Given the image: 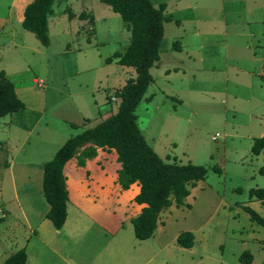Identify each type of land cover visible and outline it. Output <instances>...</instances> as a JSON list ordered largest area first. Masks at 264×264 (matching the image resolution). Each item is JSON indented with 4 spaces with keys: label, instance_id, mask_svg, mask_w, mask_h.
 <instances>
[{
    "label": "rangeland",
    "instance_id": "374dc122",
    "mask_svg": "<svg viewBox=\"0 0 264 264\" xmlns=\"http://www.w3.org/2000/svg\"><path fill=\"white\" fill-rule=\"evenodd\" d=\"M151 1L165 2L171 19L136 108L138 125L165 161L202 164L206 178L190 187L184 205L160 213L153 236L139 239L131 222L139 185L123 190L116 151L97 147L84 166L75 157L64 167L68 215L57 229L46 217L43 164L70 136L117 110L114 92L136 71L107 58L127 48L131 32L100 0H57L44 46L11 18L17 0H0V70L25 104L0 116V264L26 243L29 264H264V226L246 210L264 217V200L249 194L264 187L263 154H252L247 139L264 132V63L258 69L256 40L246 35L264 29V0ZM82 10L95 19L80 18ZM175 41L188 52L175 50ZM184 231L194 233L192 247L177 243ZM246 250L251 262L240 259Z\"/></svg>",
    "mask_w": 264,
    "mask_h": 264
},
{
    "label": "trees",
    "instance_id": "16d2710c",
    "mask_svg": "<svg viewBox=\"0 0 264 264\" xmlns=\"http://www.w3.org/2000/svg\"><path fill=\"white\" fill-rule=\"evenodd\" d=\"M55 0H32L24 9L22 25L35 33L44 46H49L48 16L53 12ZM109 5L128 23L131 32L130 42L122 52H115L107 62L117 59L122 65L133 67L136 76L115 90L119 104L117 110L107 118L91 127H86L70 136L58 149L54 157L44 163L42 189L49 203L46 217L57 229H61L68 215L69 191L64 172L65 165L73 158L84 166L87 159L97 155V147L114 149L120 163L118 183L123 190L133 184L139 185L134 200L144 204L141 211L131 219L137 238L147 239L153 236L158 225L160 213L170 207L185 204L190 195V187L204 180L208 168L192 162L178 163L165 161L146 141L138 125L136 108L144 99L145 93L153 81L150 69L160 59V44L164 36V16L166 3L155 6L151 0H100ZM69 17H73L72 13ZM80 18L86 19L92 14L82 12ZM179 23V21L177 20ZM174 49L180 50V41H175ZM25 106L16 92L14 82L5 70H0V116L19 111ZM251 152L263 154V164L259 167L264 175V135L253 138ZM214 169L221 171L220 167ZM250 197L264 200V187H254ZM253 220L264 226V217L250 207H246ZM177 243L182 247L194 245V233L184 231L178 235ZM26 248L12 252L1 264H27ZM241 261L251 262L249 250L240 256Z\"/></svg>",
    "mask_w": 264,
    "mask_h": 264
},
{
    "label": "crops",
    "instance_id": "0c3cea01",
    "mask_svg": "<svg viewBox=\"0 0 264 264\" xmlns=\"http://www.w3.org/2000/svg\"><path fill=\"white\" fill-rule=\"evenodd\" d=\"M32 0H23L20 4H18V0H17V3L15 4V3H13L12 2V4H11V18L12 17H15V18H20V19H18V23H21L22 24V21H23V16H24V9H25V7H26V5L28 4V3H30ZM57 0H55L54 1V3L56 2ZM84 1H86V0H84ZM54 5V4H53ZM84 8H88V7H86L85 5L83 6ZM53 8V7H52ZM86 9H84V10H86ZM14 10V11H13ZM82 12H85V11H83L82 10ZM82 12H79L80 14L82 13ZM87 12V11H86ZM72 13V15H75V16H73V17H77V14H76V12H71ZM71 13H69V14H71ZM54 14H55V11H54V8H53V12L49 15V16H51V15H53L54 16ZM169 16V15H168ZM50 18V17H49ZM179 25V24H178ZM254 31H249V32H247L246 33V35H247V37L250 39V38H254L255 40H256V43H257V45H254L253 44V46L251 47V56H252V58L254 59V61L255 62H258L259 64H257V66H258V69H260L261 67H262V64L264 63V29H262V30H258V32L257 33H253ZM237 34V33H236ZM241 34H243V33H241ZM248 39V40H249ZM180 44H181V46H182V48L180 49V50H177V51H185V53H187L188 52V50L187 49H185V44H182L181 42H180ZM249 45V44H248ZM253 68L256 70V65H254L253 66ZM167 71H166V74L169 76L170 75V73H169V71H168V69H166ZM260 71V70H259ZM188 75H190V74H188ZM219 75H222V74H219ZM226 77V79L228 78L229 80L231 79L230 78V76L229 75H225ZM246 79V78H245ZM259 79L260 80H263L264 79V76L262 75V74H260L259 75ZM36 80V79H35ZM42 80V79H41ZM245 82H248L247 80H244ZM127 81H126V79H124V81H122V82H120L121 83V85H119L117 88H121L125 83H126ZM254 85V83H252V82H248V84H247V86L248 87H250V86H253ZM228 87H229V85H228ZM228 93H230L229 92V90L227 91ZM248 101H251L250 99H248ZM115 102H117L118 104H119V101H118V99L117 100H115ZM262 135H264V132L262 133V134H260L259 136H262ZM251 136H253V135H248V137H247V139L249 140V145H250V141H251V139L252 138H254V137H257V136H254V137H251ZM251 146L252 145H250V148H251ZM72 160V159H71ZM89 160V159H88ZM137 193V192H136ZM134 195V194H133ZM95 200V199H94ZM97 201V200H96ZM136 202V201H135ZM140 205V209H139V212L141 211V208L144 206V204H139ZM159 222V221H158ZM160 226L158 225V227L157 228H159ZM119 229H117V230H115L113 233H116L117 231H118ZM108 240H110V239H107L106 241H108ZM109 242V241H108ZM108 242H106L105 243V245L104 246H106L107 244H108ZM28 246V243H26L24 246H22V247H27ZM21 247V248H22ZM28 248V247H27ZM30 248V247H29ZM20 249V248H19ZM26 251H27V249H26ZM28 252H29V250L27 251V256H28V258H27V264H29L28 263V260H29V254H28ZM32 254H33V257L35 258V259H37V254L35 253V251H34V249H33V247H32ZM41 255H43V252L41 253ZM38 263V261L37 260H34L33 261V263L32 264H37Z\"/></svg>",
    "mask_w": 264,
    "mask_h": 264
},
{
    "label": "built area",
    "instance_id": "2783aa9c",
    "mask_svg": "<svg viewBox=\"0 0 264 264\" xmlns=\"http://www.w3.org/2000/svg\"><path fill=\"white\" fill-rule=\"evenodd\" d=\"M40 82H42V80H40ZM113 97H114V99H116V96L115 95H113Z\"/></svg>",
    "mask_w": 264,
    "mask_h": 264
},
{
    "label": "water",
    "instance_id": "95a60500",
    "mask_svg": "<svg viewBox=\"0 0 264 264\" xmlns=\"http://www.w3.org/2000/svg\"><path fill=\"white\" fill-rule=\"evenodd\" d=\"M43 168H44V164H43Z\"/></svg>",
    "mask_w": 264,
    "mask_h": 264
}]
</instances>
